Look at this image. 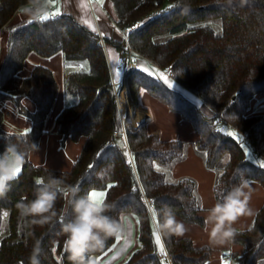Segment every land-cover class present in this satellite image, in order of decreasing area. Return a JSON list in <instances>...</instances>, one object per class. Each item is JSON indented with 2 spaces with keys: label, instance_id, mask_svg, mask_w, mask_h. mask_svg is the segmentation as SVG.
<instances>
[{
  "label": "trees",
  "instance_id": "1",
  "mask_svg": "<svg viewBox=\"0 0 264 264\" xmlns=\"http://www.w3.org/2000/svg\"><path fill=\"white\" fill-rule=\"evenodd\" d=\"M111 1L120 30L139 24L127 32L126 41L103 38L119 50L121 59L131 55L134 61L123 69L127 106L134 111L138 92L145 89L192 124L198 134L194 148L202 153L206 168L218 171L213 186L216 201L221 190L226 192L242 181H256L264 187V115L249 111L255 96L264 92V0ZM24 3L26 0H0V32H7L0 61V154L7 144L25 154L21 172L0 196V264H30L37 242L40 264H71L63 250L65 236L59 219L61 214L66 220L72 218L70 197L58 195L57 217L45 225L32 224L17 209L22 199L35 198L37 179L49 175L78 185V196L92 188L103 189L105 201L113 205L108 215L120 223L124 215L135 218L138 245L121 264H163L153 236L159 217L153 220L150 209L167 205L185 223L203 225L205 219L196 181L190 176L171 180L161 169L157 171V166L170 165L186 155L185 142L149 133L144 124L135 129L125 126V136L119 139L122 126L99 35L65 12L44 22L15 21L13 16ZM213 21L219 23V33ZM31 52L42 57L60 52L65 63L72 65L64 87L74 101L55 119L62 144L67 139L81 142L66 170L38 165L29 158L44 133L58 88L52 70L43 64H35L27 76L19 75ZM169 64L172 76L165 74ZM156 72L173 79L176 86ZM25 99L32 100V110L25 106ZM6 100L30 119V128L24 133L7 134L2 128L1 104ZM218 117L231 127L215 131ZM242 142L260 163L247 156ZM160 236L173 264L210 263L209 245H196L189 237ZM115 241L116 237L109 238L105 248L95 254L106 255ZM231 243L241 247L230 252L234 263L264 261V203L249 227L238 230Z\"/></svg>",
  "mask_w": 264,
  "mask_h": 264
},
{
  "label": "crops",
  "instance_id": "2",
  "mask_svg": "<svg viewBox=\"0 0 264 264\" xmlns=\"http://www.w3.org/2000/svg\"><path fill=\"white\" fill-rule=\"evenodd\" d=\"M81 4L87 5V7H81ZM50 6L51 8H49V10L51 11H54L57 6L60 7L61 12L70 13L77 21L92 30L84 22L90 21L92 26L97 29L95 33L102 38H111L115 40L123 39V34L114 20L116 14L111 0H104L102 5L99 4L97 0H57L56 5ZM13 18L17 21L29 19V16L17 10ZM101 33H103V35H101ZM6 42L7 32L2 30L0 32V61L2 55L5 53ZM103 48L112 81L116 84V87L119 89L123 88V92L126 91L123 69L117 67L118 60L122 56L121 53L116 47L104 40ZM109 50H111V54ZM112 56H115L116 59H113ZM126 60H130L132 65H134L131 55H127ZM35 64H43L52 70L58 88L51 109L45 119L44 133L41 135L38 146L30 151L29 158L33 163L38 165L66 170L71 167L76 158L81 142H74L67 139L65 143L62 144L60 140L61 136L57 132L55 119L57 114L66 105L67 94L63 84L67 71L72 65L70 64L69 67V64L65 63L60 52L49 57H42L31 52L24 61L23 68L19 71V75H29ZM74 67L78 68L77 65H74ZM117 71H119V76L116 75ZM73 99L74 98H72V100ZM137 99V106L134 111L127 106L126 116H129V118H127L126 121L129 119V122L133 124L131 119L136 117L140 110L143 112L144 118L141 122L133 124L132 126L144 124L149 133L157 134L163 139L183 140L181 138L169 136L177 132L190 134L193 143L198 138V134L190 122L184 120L179 113L170 110L163 102L152 96L145 89L139 90ZM27 101V99L24 100L25 106L32 110L34 104L31 102L28 105ZM6 102L7 104L5 106L1 104L4 112L2 128L17 133L27 131L30 128V119L18 112L15 103L10 100H6ZM249 111L251 114L264 115V92L258 93L255 96L251 102ZM127 126H130V124ZM121 135L122 134L119 133L117 137L120 139L122 138ZM171 173L175 179L188 175L196 181V194L200 206L202 205V214L205 218L206 209L212 207L217 202L213 193V186L216 178L215 170L206 168L203 157L197 154L190 146L186 155L181 160L175 162ZM247 184L248 187L245 191L251 194L249 207L253 210V215L241 216L234 225L238 230L249 227L256 210L264 203V187L252 180H248ZM123 218L126 219H122L121 221L123 226V231L120 235L121 238L119 240L116 239L112 249L106 255L91 254L92 257H94L95 264H121L128 257L131 250L138 245L135 218L128 214L124 215ZM177 220L181 221L187 229L183 236L178 237H189L196 245L207 244L212 248L209 264H222L219 261L222 254L241 250L239 245L233 243L223 246H212L209 244L208 231L205 224L185 223L179 218H177Z\"/></svg>",
  "mask_w": 264,
  "mask_h": 264
},
{
  "label": "clouds",
  "instance_id": "3",
  "mask_svg": "<svg viewBox=\"0 0 264 264\" xmlns=\"http://www.w3.org/2000/svg\"><path fill=\"white\" fill-rule=\"evenodd\" d=\"M47 5L46 0H26L18 11L28 15L30 21H39L38 16L48 12ZM24 160V152L19 151L14 144H7L4 152L0 154V196H4L10 189V182L17 178L16 169L21 168ZM36 184L35 198H24L17 204L21 217L31 218L32 224H48L57 217L55 204L58 195L70 197L68 203L72 208V218L66 220L63 214L59 217L61 233L65 236L63 250L71 264H95L91 254L103 250L109 238L120 236L123 231L122 224L107 214L113 205L105 199L93 197L90 195L91 191L78 196L81 191L78 185H68L63 178L54 175L40 178ZM247 187V181H242L239 186L226 192L221 190L220 199L206 209L204 224L210 245L230 244L238 234L234 225L239 218L253 215V210L249 207L251 194L245 191ZM155 216L159 217L156 230L162 236H183L187 231L185 225L176 219L173 209L167 205L156 210ZM40 251L37 242L30 264H40Z\"/></svg>",
  "mask_w": 264,
  "mask_h": 264
},
{
  "label": "built area",
  "instance_id": "4",
  "mask_svg": "<svg viewBox=\"0 0 264 264\" xmlns=\"http://www.w3.org/2000/svg\"><path fill=\"white\" fill-rule=\"evenodd\" d=\"M138 24V23H137ZM137 24H131L129 27H127L124 30H121V33L123 34V39L124 41H126V34L129 31V29H134L136 27H134ZM100 40L103 44V38L101 36ZM132 50L130 47H128V52L130 53ZM132 62L130 60H124V59H119L118 63H117V67L120 69H126L129 65H131ZM165 74L168 76H172L173 75V71H172V64H169L166 69H165ZM112 85L114 88V92H115V96H116V103H117V109H118V114L120 117V121H121V126L122 129L120 131V133L125 136V126L127 124L126 121V108H127V96H126V91L123 92V88L117 90L116 84L112 81ZM126 123V124H125ZM225 130V126L222 125H216L215 126V131L217 132H221ZM147 204L150 205V201L146 200ZM165 252H166V256L162 255L160 252L158 253V257L159 259L163 262V264H173L172 263V259L170 254L168 253L167 249L164 247ZM219 261L222 264H234V258L232 257L231 253H225L222 254L219 258Z\"/></svg>",
  "mask_w": 264,
  "mask_h": 264
},
{
  "label": "rangeland",
  "instance_id": "5",
  "mask_svg": "<svg viewBox=\"0 0 264 264\" xmlns=\"http://www.w3.org/2000/svg\"><path fill=\"white\" fill-rule=\"evenodd\" d=\"M49 8H51V6H50V4H48L47 5V11L48 12H52L51 10H49ZM212 24L215 26V31H216V33H219L220 32V26H219V23L217 22V21H213L212 22ZM109 43V42H108ZM110 45H112L111 43H109ZM113 46V45H112ZM153 69V68H152ZM167 82L170 84V85H172V86H176V84H175V82H174V80L173 79H168L167 80ZM64 85V84H63ZM65 88V87H64ZM66 92V91H65ZM186 93V95L187 96H190L191 98H193V99H195V100H198L196 97H194L192 94H190V93H188V92H185ZM66 96H67V100H66V104H70V103H73V101H74V99L72 100V98H73V96L72 95H70V94H68L67 92H66ZM28 101H27V104L29 105V103H31L32 102V100L31 99H27ZM33 103V102H32ZM7 104V102L6 101H4V102H2V106H5ZM127 118H129V116H126V119ZM4 122H5V120H4ZM126 124V123H125ZM128 124H130V128L131 129H135L137 126H139V125H136V126H132L133 124H131L130 122H129V119L127 120V125ZM126 125V126H127ZM216 125H222V126H229V127H231L228 123H227V121L225 120V119H223V118H221V117H218V118H216ZM135 127V128H134ZM4 129V131L7 133V134H9V133H17V132H13V131H9V130H7V129H5V128H3ZM227 130V129H226ZM24 133V132H23ZM119 134H117V136H118ZM170 137H176V138H181V139H183L184 140V142H185V147H186V152H187V150H188V148L191 146L192 148H193V150L197 153V154H199L200 156H202V153L200 152V151H197L195 148H194V145H192L193 144V139L192 138H190V134H187V133H181V132H177V133H172V134H170L169 135ZM235 136V138L236 139H238V140H240V138H239V136L238 135H234ZM242 144L244 145V148H245V151H246V154H247V156H249L251 159H253L254 160V162H256V163H260L261 161L258 159V158H256L253 154H252V151H251V149H250V147L249 146H247L245 143H243L242 142ZM186 154V153H185ZM175 162H177V161H174L173 163H171L170 165H165V166H159V168L162 170V171H164L165 173H166V177L168 178V179H175L173 176H172V168H173V165L175 164ZM215 173H216V175H217V173H218V171H215ZM184 176H188V175H184ZM216 179V178H215ZM93 190H96V191H103V189H99V188H92V189H90L89 190V192L90 191H93ZM104 192V191H103ZM157 248H158V246H157ZM93 255V254H92ZM93 259H94V257H93ZM234 264H238L237 263V261H235V263ZM259 264H264V261H262V262H260Z\"/></svg>",
  "mask_w": 264,
  "mask_h": 264
},
{
  "label": "snow or ice",
  "instance_id": "6",
  "mask_svg": "<svg viewBox=\"0 0 264 264\" xmlns=\"http://www.w3.org/2000/svg\"><path fill=\"white\" fill-rule=\"evenodd\" d=\"M46 2H47V4H50V5H56L57 4V0H46ZM97 2L99 3V4H103V2H104V0H97ZM81 7H87V5H84V4H81ZM169 7H172V5H169ZM21 11H23L22 9H21ZM63 13L61 12V9H60V7H55V10L54 11H52V12H46L45 14H43V15H40V16H38V20L39 21H41V22H44V21H47V20H49V19H52V18H55V17H57V16H60V15H62ZM91 29H92V31H97V29L94 27V26H92V24H91V22L90 21H84ZM29 23H31V21H29ZM134 27H139V24H137V25H135ZM118 30V29H117ZM119 31V30H118ZM129 31H131V29H129ZM101 35H103V33H101ZM109 53L111 54V50H109ZM112 58L113 59H116V57L115 56H112ZM69 67H70V65H69ZM81 68H83V65H81L80 66ZM143 70L145 71V72H148L149 71V69L147 68V67H145V68H143ZM154 74H158V75H161L162 76V78L167 82V80H168V78H167V76H164L162 73H159V72H156V73H154ZM116 75L117 76H119V71H117L116 72ZM230 135H236L234 132H232V133H230ZM125 155H128L127 153H125ZM131 162V161H130ZM262 166H264V165H262ZM92 167V165H89V168H91ZM157 171H160V168H159V166H157ZM21 172V168H17L16 169V175L18 176V174ZM36 182H39V179H37V181ZM165 182H168V181H165ZM108 187H112V185L110 184V185H108ZM90 195H92L93 197H98V198H100L101 200H104L105 199V196H106V193L105 192H103V191H96V190H93V191H91L90 192ZM147 203V202H146ZM201 207H202V205H201ZM150 211H151V213H152V217H153V220H156V216H155V209L154 208H152V209H150ZM4 216H7V213H4L3 214ZM122 219H126V218H122ZM157 223H158V221H157ZM153 236H154V242H155V244L158 246V250H159V252L162 254V255H164V256H166L167 254H166V252H165V249H164V246H163V243H162V241H161V236H160V234H159V232H157L156 230H155V228H154V230H153ZM121 237L120 236H116V239L117 240H119Z\"/></svg>",
  "mask_w": 264,
  "mask_h": 264
},
{
  "label": "bare ground",
  "instance_id": "7",
  "mask_svg": "<svg viewBox=\"0 0 264 264\" xmlns=\"http://www.w3.org/2000/svg\"><path fill=\"white\" fill-rule=\"evenodd\" d=\"M143 118H144V114H143V112L140 110V111H138L137 116H136V117H133V118L131 119V122H132L133 124H138L139 122H141V121L143 120Z\"/></svg>",
  "mask_w": 264,
  "mask_h": 264
}]
</instances>
